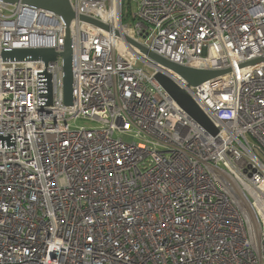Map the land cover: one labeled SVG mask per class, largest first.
<instances>
[{
  "label": "built area",
  "instance_id": "obj_1",
  "mask_svg": "<svg viewBox=\"0 0 264 264\" xmlns=\"http://www.w3.org/2000/svg\"><path fill=\"white\" fill-rule=\"evenodd\" d=\"M69 2L71 106L60 57L2 58L61 54L64 22L0 1V264H264V62L249 65L264 59V0ZM128 39L230 73L190 87ZM159 72L217 135L171 99ZM78 120L99 127L73 128Z\"/></svg>",
  "mask_w": 264,
  "mask_h": 264
},
{
  "label": "water",
  "instance_id": "obj_2",
  "mask_svg": "<svg viewBox=\"0 0 264 264\" xmlns=\"http://www.w3.org/2000/svg\"><path fill=\"white\" fill-rule=\"evenodd\" d=\"M3 3L15 6L21 4L26 7L33 9H38L44 12H49L58 16L66 26V40L63 52L57 54L54 50L46 49H35V50H14L10 52H4L2 58L4 61H43L46 64L55 62L60 57L63 63L64 71V89L66 92V104L68 106L72 105L73 102V41L71 37V24L77 19V15L73 11L69 0H0ZM81 22L93 25L97 28L109 31L110 28L103 24L102 22L81 16L78 18ZM118 36L119 34L116 33ZM128 43L137 48L141 54L146 56L152 63L161 67L165 71H170L183 80H185L190 87H197L208 81L217 79L224 76L230 71H203L195 70L187 67H183L166 59L158 56L157 54L149 51L148 49L142 47L139 44L127 40ZM264 59L252 62L249 65H255L263 63ZM157 83L167 92L173 101L197 124H199L203 129L212 135H217L218 131L204 115V113L199 109L193 99L187 94V92L181 89L168 75L159 72L155 76Z\"/></svg>",
  "mask_w": 264,
  "mask_h": 264
},
{
  "label": "rangeland",
  "instance_id": "obj_3",
  "mask_svg": "<svg viewBox=\"0 0 264 264\" xmlns=\"http://www.w3.org/2000/svg\"><path fill=\"white\" fill-rule=\"evenodd\" d=\"M126 12L129 13V9L132 13H135L137 11V6L133 5L132 8H129L128 2H126L125 5ZM73 128H85V129H95L99 127L97 123L91 122V121H86V120H78L72 125ZM126 142H133L132 138L126 137L125 138Z\"/></svg>",
  "mask_w": 264,
  "mask_h": 264
},
{
  "label": "trees",
  "instance_id": "obj_4",
  "mask_svg": "<svg viewBox=\"0 0 264 264\" xmlns=\"http://www.w3.org/2000/svg\"><path fill=\"white\" fill-rule=\"evenodd\" d=\"M126 4V3H125Z\"/></svg>",
  "mask_w": 264,
  "mask_h": 264
}]
</instances>
